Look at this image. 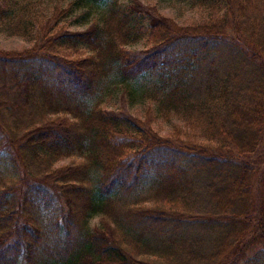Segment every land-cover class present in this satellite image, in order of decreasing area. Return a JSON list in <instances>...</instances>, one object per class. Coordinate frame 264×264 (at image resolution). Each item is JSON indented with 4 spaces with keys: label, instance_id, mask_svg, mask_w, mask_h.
Masks as SVG:
<instances>
[{
    "label": "trees",
    "instance_id": "1",
    "mask_svg": "<svg viewBox=\"0 0 264 264\" xmlns=\"http://www.w3.org/2000/svg\"><path fill=\"white\" fill-rule=\"evenodd\" d=\"M81 1L98 21L60 25ZM31 4L0 0V29L33 42L0 50V165L30 172L0 188V264H264V0L193 25L140 0ZM112 75L153 79L183 126L101 109Z\"/></svg>",
    "mask_w": 264,
    "mask_h": 264
},
{
    "label": "rangeland",
    "instance_id": "2",
    "mask_svg": "<svg viewBox=\"0 0 264 264\" xmlns=\"http://www.w3.org/2000/svg\"><path fill=\"white\" fill-rule=\"evenodd\" d=\"M73 0H31L30 14L37 15L43 13L49 15L55 4L66 6ZM131 0H119L122 6H125ZM142 3L155 6L158 11L169 18H172L178 25H193L209 21L216 17H227V10L223 4V0H140ZM90 4L81 1L74 9L68 18H63L60 25L67 24L69 29H84L92 21L99 19L102 8L90 9ZM32 41L18 34H9L6 28L0 29V50H24L31 47ZM146 47V41L140 40L134 44L125 46L127 50H141ZM154 80L147 76H141L136 80L122 81L118 76L112 75L106 80L103 88L95 97L101 109L117 110L125 108L130 114L135 117L143 119L148 109L153 113L154 121L153 128L161 135H168L174 131V126H183L182 118H178L173 114L165 113L159 109V92L154 88ZM187 128V127H185ZM19 136V134H17ZM4 144L5 139H0ZM264 136L260 147H264ZM3 155V154H1ZM79 157H63L55 161L53 168L67 165L70 162L79 161ZM256 161L258 166H262L264 161V148H261L256 154L252 156V161ZM16 162V169L7 162L0 165V188L5 186H14L21 183V178L26 174L30 175L28 169L22 167L18 160ZM257 166V167H258ZM33 167H36L33 165ZM26 169V170H25ZM257 172L256 177L258 178ZM147 189L140 191V194L146 195ZM142 196V195H141ZM150 202H147L149 204ZM101 217L93 216L90 220L91 227H99L101 224Z\"/></svg>",
    "mask_w": 264,
    "mask_h": 264
}]
</instances>
